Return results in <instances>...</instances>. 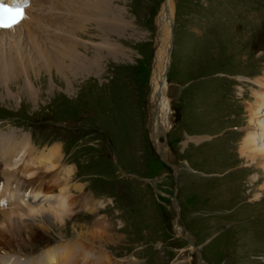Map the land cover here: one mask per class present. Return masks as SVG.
Returning <instances> with one entry per match:
<instances>
[{"label":"rangeland","instance_id":"1","mask_svg":"<svg viewBox=\"0 0 264 264\" xmlns=\"http://www.w3.org/2000/svg\"><path fill=\"white\" fill-rule=\"evenodd\" d=\"M61 2L47 8L60 13L69 3ZM165 2L111 0V23L92 22L79 31L80 50L100 58L93 70L82 74L64 72L63 65L50 66L30 52L24 64L8 59L16 54L14 48H33L28 40L10 46L15 43L7 36L6 45H0V59L4 51L5 63L16 61L19 71L29 70L36 89L35 96L24 89L26 74L1 75L0 118L5 120H0V162L9 138L27 135L31 142L32 137L33 156H45L36 167L43 166L47 179L62 177L71 167L68 189L91 201L82 207L76 198L70 217L51 216L42 229L36 227L39 237L20 227L26 243L13 244V251L1 242L0 233V250L8 251L0 254L7 256L4 260L14 254L27 259L39 251V257L21 264H55L56 258L45 253L51 249L77 259L62 264H200L199 253L187 239L189 231L206 264H264V154L249 157L242 150L254 151L244 144L250 133L258 147L264 144V106L256 114L252 110L255 91H264L256 83L264 73V0H175L168 77L179 115L169 136L170 149L161 142L180 173L177 178L171 172L158 176L162 186L154 188L147 177L165 167L150 140L152 50L161 48L160 30L156 43L155 29ZM123 16L128 28L118 22ZM36 40L42 47L49 42L41 35ZM104 41L112 49L97 46ZM78 115L88 119L72 123L84 128L73 132L57 126V120ZM172 115L177 117L173 109L169 128ZM53 145L60 148L54 167L60 166L61 172L45 159ZM109 154H115L116 164ZM30 158L14 156L22 161L21 169ZM2 184L0 180V190ZM0 198V210L16 202L3 194ZM105 227L101 240L81 234L100 233Z\"/></svg>","mask_w":264,"mask_h":264},{"label":"bare ground","instance_id":"2","mask_svg":"<svg viewBox=\"0 0 264 264\" xmlns=\"http://www.w3.org/2000/svg\"><path fill=\"white\" fill-rule=\"evenodd\" d=\"M59 1H62V4H65L66 1L69 2L64 11L57 13V11L47 8V5L55 2L59 3ZM110 1L111 0H33V4H31V7L29 8L28 18L21 21L14 28L0 29V45H6L7 36L12 37L9 39V42L15 43L9 44L10 46L18 47L24 40H28L33 48H31L28 44H26V49L21 48L22 46H19L20 49L14 48L16 54L13 55V57L9 56L8 59L12 60L17 58L18 61L20 60V62L23 63L22 60L24 59V56H27V54L30 52L32 56L35 55L36 58H41L51 64L50 66H52V64L54 66L57 64L58 66L63 65L62 68L65 70L64 72L68 71L73 75L91 71L98 65L100 58L98 54L94 53L89 55L80 50L81 47L78 43L79 31H81L84 27H87V25L92 22H95L99 25L111 23L110 17L112 11ZM72 2H75V4L73 5ZM69 4H72L75 7H72L71 9V5L69 6ZM65 5H67V3ZM78 8L80 9V12L76 10ZM54 16H56L55 20L57 24L52 22ZM157 18V24L160 30L159 35L161 48L157 51V60L153 68L151 118L153 121V136L157 148L161 149L165 155L166 145L161 142V136L165 130L169 129V124L171 122L170 118L172 109L170 105V99L166 91V88H168V83H166L165 79L167 78V71L171 63V54L173 48L172 29L175 18V0H166ZM118 22L121 24V26H126L125 28H128L129 26V22L127 20L125 21L124 16L118 18ZM22 31H26L27 33L24 34ZM17 32H19V34L16 36L15 33ZM39 35L48 37L49 42L46 47H42L40 45L38 46L36 37ZM97 46H100L101 48L112 49V47L108 45L106 41H104L102 45ZM87 51L90 53V48L87 47L86 52ZM160 51L161 53H159ZM3 54L4 51H1L2 59H0V79L2 76H9L8 74L10 72L14 73V75H20V72L26 74L25 76L26 78L28 76L29 80L26 79L25 85L23 87L30 93V95L35 96L36 89L33 86V82H30L31 77L29 76V70L24 67V69L22 68L23 71H19L20 69L18 70L17 65H15L17 64L16 61H7L5 63V58L7 56L3 57ZM29 59L31 60L32 58L30 57ZM11 73L10 75H12ZM262 75L263 76H261V79H258L256 83L260 85L262 84V88H264V73ZM161 81L164 82L162 88L160 87ZM254 94L256 95V103H254L255 109L252 110L254 111L253 114H256L264 106V91L258 90L255 91ZM21 137L22 138L16 140L14 138H9L8 141H6L7 144L4 143V145L6 144L8 146L3 150L5 160L3 159L4 162H0V170L3 173L2 177L4 178V180L3 178L0 179L3 181L1 187L2 189L0 190V196L3 194L10 201H16L13 203L14 206L11 205L12 208L0 210L2 211L0 214V233L2 234L1 242L12 251L13 244L16 246H21L26 243L23 239L20 227H26L29 232L32 234H37V237H39V231H37L36 227L38 229H42V226H45L46 221H48L51 216L60 218V220H65V218L68 216L70 217L75 209L74 205L76 203V198L78 199L77 201L80 203V205L84 203L82 207H86L91 203V201L89 203L86 199V195L80 194L82 197H75L72 194L74 190L68 189L70 186L69 183L71 181V177L73 175V170L71 167H68L63 171L62 177L54 174L53 177H51L52 181L47 179V177H49V173L41 169V166L36 167V165H42L44 163L43 159L45 156H33L35 151L29 140V137L27 135H23ZM254 138L256 139L254 134L250 133V135L245 137L244 144L246 145V149L254 150L255 153L254 151L249 152V150L247 153L244 149H242L243 153L249 154V157H253L255 155H258V157L260 155L261 157V154H264V144H262L263 147H258ZM248 143H255L256 146H249L247 145ZM48 151V156H46L45 159H48L49 161L52 160L53 162L50 161V164H52L51 166L54 167L57 164L56 162L59 161L61 157L60 148L58 145H53L48 149ZM26 154L31 158L28 163H26L27 161L24 162V165H22L23 168L21 169L19 167V164H22L20 163L21 160H15L14 156L20 155L23 158V156ZM4 165L5 167H3ZM260 167L264 170V164ZM54 169L59 170L60 166L54 167ZM78 186L81 185L76 186V188L80 189L81 187ZM262 188L264 189V184ZM57 190H59V192H57ZM1 201L4 200L1 199ZM177 225L179 227L181 226L179 224V220H177ZM107 229V227H105V229L103 228L100 233H98L97 230H89L91 232L90 234L88 231L82 230L83 232H81V234L84 236H92L93 241L96 239L101 240L102 237L106 235L104 233H107ZM187 234V239L189 242H191V246L195 247L200 255V264H206L202 257L200 247L197 246L191 239L189 231ZM90 238L88 239L90 240ZM50 250H46L45 253L49 258H56L55 264H62L63 262L69 263L71 258V261H77V259H73V254H60ZM6 252L5 250H0V254L4 255ZM34 255L39 257L38 253L26 256L29 258L33 257ZM83 256L85 257V255ZM2 257L6 258L7 256H0V259L3 260V262H0V264H21L23 262L26 263L29 261L28 258L26 259L21 254H14L11 257H8L11 258V260L8 261L4 260ZM22 257L24 259H22ZM39 260L42 259H38L37 261Z\"/></svg>","mask_w":264,"mask_h":264},{"label":"snow or ice","instance_id":"3","mask_svg":"<svg viewBox=\"0 0 264 264\" xmlns=\"http://www.w3.org/2000/svg\"><path fill=\"white\" fill-rule=\"evenodd\" d=\"M26 6V0L14 3L0 0V28H12L19 24L26 16Z\"/></svg>","mask_w":264,"mask_h":264},{"label":"water","instance_id":"4","mask_svg":"<svg viewBox=\"0 0 264 264\" xmlns=\"http://www.w3.org/2000/svg\"><path fill=\"white\" fill-rule=\"evenodd\" d=\"M191 243V242H190Z\"/></svg>","mask_w":264,"mask_h":264}]
</instances>
